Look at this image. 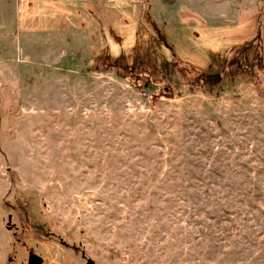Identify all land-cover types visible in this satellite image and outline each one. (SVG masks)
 <instances>
[{
	"label": "rangeland",
	"instance_id": "374dc122",
	"mask_svg": "<svg viewBox=\"0 0 264 264\" xmlns=\"http://www.w3.org/2000/svg\"><path fill=\"white\" fill-rule=\"evenodd\" d=\"M29 253L264 264V0H0V264Z\"/></svg>",
	"mask_w": 264,
	"mask_h": 264
},
{
	"label": "water",
	"instance_id": "95a60500",
	"mask_svg": "<svg viewBox=\"0 0 264 264\" xmlns=\"http://www.w3.org/2000/svg\"><path fill=\"white\" fill-rule=\"evenodd\" d=\"M41 262H42L41 257L37 256L36 254L29 253L27 264H41ZM88 264H91V262H89Z\"/></svg>",
	"mask_w": 264,
	"mask_h": 264
},
{
	"label": "trees",
	"instance_id": "16d2710c",
	"mask_svg": "<svg viewBox=\"0 0 264 264\" xmlns=\"http://www.w3.org/2000/svg\"><path fill=\"white\" fill-rule=\"evenodd\" d=\"M173 65L175 66L176 64H175V62H173ZM176 67V66H175ZM177 70H178V68H177ZM203 75H201V73L199 74V76H197L196 78H198V77H202ZM221 78V77H220ZM152 87H154V85H153V82H151L150 80H145L144 82H143V84H142V88H144V89H149V88H152Z\"/></svg>",
	"mask_w": 264,
	"mask_h": 264
},
{
	"label": "crops",
	"instance_id": "0c3cea01",
	"mask_svg": "<svg viewBox=\"0 0 264 264\" xmlns=\"http://www.w3.org/2000/svg\"><path fill=\"white\" fill-rule=\"evenodd\" d=\"M24 1H26V0H24Z\"/></svg>",
	"mask_w": 264,
	"mask_h": 264
}]
</instances>
